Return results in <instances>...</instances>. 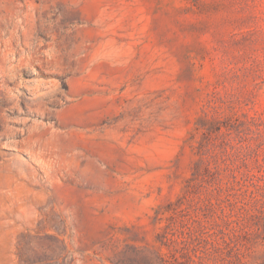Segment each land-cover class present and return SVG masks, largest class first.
<instances>
[{
  "label": "rangeland",
  "instance_id": "rangeland-1",
  "mask_svg": "<svg viewBox=\"0 0 264 264\" xmlns=\"http://www.w3.org/2000/svg\"><path fill=\"white\" fill-rule=\"evenodd\" d=\"M0 264H264V0H0Z\"/></svg>",
  "mask_w": 264,
  "mask_h": 264
}]
</instances>
